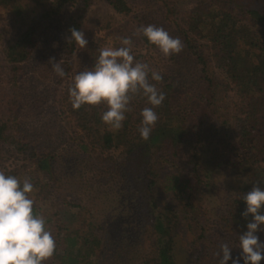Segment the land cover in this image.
Instances as JSON below:
<instances>
[{
    "label": "trees",
    "instance_id": "1",
    "mask_svg": "<svg viewBox=\"0 0 264 264\" xmlns=\"http://www.w3.org/2000/svg\"><path fill=\"white\" fill-rule=\"evenodd\" d=\"M93 1L0 0V9L9 10L16 20L36 13L4 50L15 90L10 116L0 120V160L5 155L6 160L21 159L23 164L6 168L5 174L21 182L30 177L34 184L29 194L35 201L34 212L46 218L57 245L54 256L44 264H181V245L191 252L186 264H219L214 253L225 242L233 248L235 259L241 251L239 235L246 230L241 215L246 204L241 197L258 180L264 188V0H151L171 35L183 41L182 52L172 58L184 57L191 66L183 70L174 62V68L161 72L162 82L152 81L166 98L154 109L159 119L147 141L138 131L141 110L152 107L146 99L137 97L131 103L132 111L126 113L119 130H109L102 122L106 105L72 107L68 89L74 76L94 66L100 46L118 48L119 38L131 37L125 31L119 33L125 24L112 28L109 19L98 22L86 48L69 42L72 27L84 32L83 21ZM184 1L190 2L189 8L180 6ZM107 3L115 14L132 20L134 7L129 0ZM66 13L70 14L56 43L67 56V75L54 113L64 123L63 133L77 143V150L64 157L52 139L27 136L18 111L19 81L26 64L35 57L50 22ZM140 41L152 45L143 33ZM132 54L149 64V59L141 60L146 54L136 56L133 50ZM72 59L79 60L80 67L75 68ZM65 160L86 181H97L93 195L102 204L109 202L111 194L99 193L98 186L112 184V195L124 210L121 240L109 233L110 221L97 217L95 207L86 211L85 205L67 199ZM163 166L171 171L162 182ZM217 167L238 171L244 182L217 219L210 220L199 196L208 190L211 169ZM161 191H171L180 206L162 204ZM184 221L187 236L181 233ZM258 235L264 242V231ZM130 237L135 241L146 237L148 249L144 241L130 247ZM109 240L117 241L125 255L108 258Z\"/></svg>",
    "mask_w": 264,
    "mask_h": 264
},
{
    "label": "rangeland",
    "instance_id": "2",
    "mask_svg": "<svg viewBox=\"0 0 264 264\" xmlns=\"http://www.w3.org/2000/svg\"><path fill=\"white\" fill-rule=\"evenodd\" d=\"M134 7L133 14L130 18H123L121 15L115 14V12L108 5L107 0H94L90 12L83 21L85 38L91 41L95 34H93L95 27L98 22L111 19L113 25L125 24V30H120L119 33L126 32L125 35H129L132 38V50L137 55H147L142 61L149 59V65L156 68L160 72L169 71L173 67L174 62L177 63V67L188 70L190 68L189 61L178 56L175 61L171 56H164L160 49L155 45L145 44L141 42V34L133 35L137 28L140 26H147L154 24L157 26H163L171 35L168 29V24L163 20L160 9L152 3L151 0H129ZM183 9L190 6L189 1L180 3ZM189 8V7H188ZM70 13H66L61 18H57L50 22L48 28L41 37V43L37 49V53L32 61L26 64L24 72L19 81V87L21 91L20 107L18 121L21 123V128L24 133L28 136L37 138L38 140H44L45 138L52 139L56 148L62 149L61 152L64 157L71 152L77 150V143L75 144L72 140L66 136L64 131V123L57 117L55 112V100L59 94V90L63 87V78L59 77L52 68L50 58L54 57L56 62L62 61V67L66 69L67 56L57 46L56 41L61 40L62 27L66 23V19ZM36 13H30L33 17ZM30 16L22 21L16 20L15 16L10 13L9 10L0 9V120H6L9 118L10 109L12 106L11 98L15 90V85L12 82V72L10 64L8 63L5 56V47L14 39L27 24H29ZM113 16V18L111 17ZM111 30V29H110ZM172 36V35H171ZM75 65L80 67V61L72 59ZM174 68V67H173ZM49 72V75H47ZM60 82V83H59ZM65 138V140H64ZM40 142V141H39ZM5 153L4 151H2ZM96 161H98L96 159ZM64 175L65 181L63 182V192L68 200L76 201L86 206V211H91V208L95 207L97 217L99 216L103 222L109 220V233L113 236H118V240L122 239V229L124 210L119 207L118 199L113 192L110 190L112 184H101L99 185V193L105 194L108 192L111 194L109 202L102 204V199L93 195L96 193L93 189L97 181H86L82 176L76 172L75 167H71L70 162L65 160ZM15 164H23L22 160L15 158L14 156L6 160H0V171H5L6 168H11ZM84 164L82 162L81 166ZM31 169L28 167V170ZM171 171L170 168L163 166L161 168V181L163 182L164 177ZM212 178L208 190L202 192L199 196L202 210L206 214V218L210 220L217 219L218 215L225 208L227 201L240 192V186L244 182V178L240 177L239 172L236 170L227 171L223 167H217V169H211ZM61 174V173H60ZM63 174V172H62ZM61 174V175H62ZM84 179V180H83ZM91 179V177H90ZM92 180V179H91ZM85 181V182H83ZM98 184V183H97ZM113 188V187H112ZM162 189V185L159 186ZM105 192V193H104ZM160 202L162 204H169L172 206H178L180 201L176 199L171 191L160 192ZM180 206V205H179ZM126 208V207H125ZM85 211V212H86ZM106 216V217H105ZM124 224V223H123ZM181 233H186L185 221L181 224ZM188 235L187 233L185 234ZM109 238L111 236L109 235ZM114 239V238H113ZM127 239V238H126ZM130 247L137 245L135 242L144 241L142 244L148 249L149 241L145 237L135 241L134 238H128ZM117 241H108L106 248L108 258H117L121 254L125 255V252L120 250V246L116 244ZM180 250L181 264H186V259L189 260L191 252L187 249V246H182ZM115 248V249H114ZM138 248V246H137ZM192 258V257H191ZM190 258V259H191Z\"/></svg>",
    "mask_w": 264,
    "mask_h": 264
},
{
    "label": "clouds",
    "instance_id": "3",
    "mask_svg": "<svg viewBox=\"0 0 264 264\" xmlns=\"http://www.w3.org/2000/svg\"><path fill=\"white\" fill-rule=\"evenodd\" d=\"M69 42L75 41L81 48H86L88 40L85 33L72 27ZM143 33L149 43L157 46L164 56L179 54L184 48L179 37H173L163 26L149 24L140 26L133 35ZM120 47L100 46L99 55L91 68L78 72L69 85V98L73 109L79 110L84 105H106L101 120L109 130L123 127L126 113L131 112V103L137 98L146 99L152 107H144L138 131L147 141L155 128L159 116L154 110L165 100V93L157 88L156 83L163 81V75L146 62L135 59L132 54L131 37H121ZM55 73L63 78L67 75L62 61L55 58L49 61ZM261 181L253 184L250 191L241 199L246 208L241 213L246 221V230L239 235V255L233 259V248L227 242L222 243L214 253L219 264H260L264 260V242L259 232L264 231V188ZM34 184L30 177L23 181L13 175L0 171V264H44L56 251V240L46 226V218L34 212L35 201L30 197Z\"/></svg>",
    "mask_w": 264,
    "mask_h": 264
}]
</instances>
